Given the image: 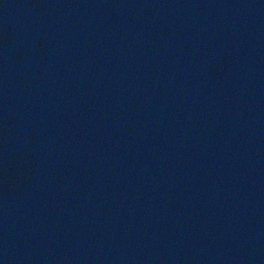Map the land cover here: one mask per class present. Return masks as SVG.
Masks as SVG:
<instances>
[{
	"label": "water",
	"instance_id": "obj_1",
	"mask_svg": "<svg viewBox=\"0 0 264 264\" xmlns=\"http://www.w3.org/2000/svg\"><path fill=\"white\" fill-rule=\"evenodd\" d=\"M0 264H264V0H0Z\"/></svg>",
	"mask_w": 264,
	"mask_h": 264
}]
</instances>
